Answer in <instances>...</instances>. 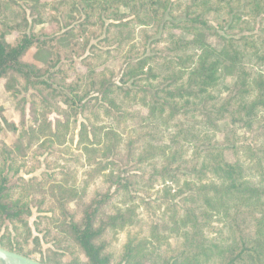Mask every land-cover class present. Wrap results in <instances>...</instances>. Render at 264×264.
<instances>
[{"label":"trees","instance_id":"obj_1","mask_svg":"<svg viewBox=\"0 0 264 264\" xmlns=\"http://www.w3.org/2000/svg\"><path fill=\"white\" fill-rule=\"evenodd\" d=\"M218 32L228 59L207 61L198 33ZM226 60L234 93L221 99ZM0 81L30 99L27 153L49 148L36 137L39 114L80 117L74 142L87 156L104 122L135 133L124 149L106 148L104 166L90 157L81 174L75 161L77 171L43 182L13 181L17 161L0 145L1 249L29 258L43 234L53 250L41 264H264V0H0ZM198 108L207 122L196 121ZM222 122L233 129L220 143ZM235 126L254 136L236 137ZM161 141L166 157L144 154ZM140 171L147 178L121 176ZM157 180L182 198L131 195ZM37 199L33 236L28 201ZM126 228L135 234L107 240Z\"/></svg>","mask_w":264,"mask_h":264},{"label":"rangeland","instance_id":"obj_2","mask_svg":"<svg viewBox=\"0 0 264 264\" xmlns=\"http://www.w3.org/2000/svg\"><path fill=\"white\" fill-rule=\"evenodd\" d=\"M198 36L201 37V39L205 43L198 53H200L201 56L202 54L207 56V61H212L214 59H228L226 57V53L224 52L223 40L225 36L223 33H198ZM135 43L139 44L138 41H136ZM138 53L139 55H141L142 51L139 50ZM32 54L33 51L30 52L28 60L31 59ZM145 54L149 55L148 50L145 51ZM112 68L114 69V76L112 78L113 83L115 85H119L118 81L123 68L120 64H117L115 66L113 65ZM224 71L227 75V79L225 89L222 90L221 99L226 96L227 92H232V94L234 93L232 87L235 81L234 77L236 75V69H234L232 62H229L228 60H226ZM126 86L130 87V83H128ZM21 99L25 100V104L23 101H21ZM29 102L30 99L28 98V94L26 93L16 94L15 97H12V94L7 93L4 89V81H0V108L3 111V118L2 120L0 119V145H5L8 151L13 154L15 161H17L18 172L13 179V181L15 182L18 178L24 180L34 179L37 182H43L49 179L47 177L51 175H59L60 173H66L68 171H77L79 167L76 162L78 161H80V164L82 166V170H79L81 174V171L84 172L88 169V163L85 162V160H89L90 157L100 161L101 166H104L106 164V161L101 159L103 158L102 155L105 154L106 148H108L110 145H113L115 147L120 146L121 149H124V146L128 142L127 139L135 137V133L133 131L116 130V123L114 121L104 122L102 123L103 127L101 128V133H99L98 142H95V146L88 148L92 152L90 156H87L83 153V146H76L74 142L77 129L80 123L82 122V119L80 117L74 118V116H72L71 114L69 117H60L55 114H43L41 116V114H39L37 118V128L39 129V133L38 135H36V137L38 138L39 136L41 142L44 140L50 141V144L46 145L49 148L45 149L44 151L43 149H32L30 150V152L27 153L26 151L28 145V138L31 137L30 130L31 124H33V121L31 120V111H29ZM21 111L23 113L22 115ZM198 112L199 115L195 118L196 121L207 122L208 118L206 117V111L203 108H198ZM58 122L63 123L66 127V130L63 127H59L61 126V123ZM47 123H51L52 129H49ZM55 126H57V128H55ZM219 129L220 130L216 135L217 141L220 143L226 140L230 141V133L233 127L227 122H222L219 124ZM234 130L236 133V137H244L248 140V138L250 139L254 136V133L245 132L244 130L239 129L237 126L234 127ZM27 133L29 134V136H27ZM112 135L115 136L113 137ZM161 143H163V145L160 147L159 150L155 152H150L149 149L145 151L144 148V154L148 155L151 153H155L161 158L166 157L167 149H164V147L167 145L168 142L161 141ZM188 148H192V146H188L187 149ZM106 157H110L108 161H113V158H111L112 155L106 154ZM226 157L228 160H231L228 154H226ZM75 158L76 160H73ZM155 163L162 162L157 160ZM97 167L98 166H94V169ZM121 169H124V167L121 166ZM151 170L152 169H150L149 166H146V168L144 167V171L146 172H150ZM141 173V171L139 173L129 172L127 175L126 173H122L121 176L127 177L129 175H142ZM102 174H113L114 176H116L117 172L113 170V168H108ZM143 176L144 179L147 178L145 177V175H142V177ZM158 181L159 180H157L150 187H148L146 184L144 186H140L138 192H132L131 195L139 196L146 201L149 199H155L157 202H160L161 200H171L177 203L182 198V195H179V190L174 184H164L163 182ZM111 191H113V189ZM40 197H42V195H40ZM45 202L46 204H48V200H46ZM28 203L31 216L27 218V226L32 231L33 236H37L36 232L34 231L35 223L39 222L38 217L43 216V214L39 215L37 213L36 205L40 204V200L37 199L32 202L31 200H29ZM32 203H35V205H32ZM46 216L49 217V215ZM5 227L10 228V225L8 223H4L2 225L1 235ZM134 234L135 232H132L131 228H126L110 236L107 240L112 239L109 241L113 242L114 244L121 243L124 238ZM19 235L21 242L22 238L24 237V234L21 233ZM148 235L149 241H157L155 240V238H152L150 236L151 234ZM42 236L43 234L39 235L40 241L42 243L40 250L31 254V256L29 257V259L37 262H39L42 258L45 259L49 255L48 251L53 250L52 244H47L45 240H42ZM27 246L28 251H31L34 248V244L31 243V238L27 241ZM65 259H67V257ZM113 264L125 263H120L118 262V260H114Z\"/></svg>","mask_w":264,"mask_h":264},{"label":"water","instance_id":"obj_3","mask_svg":"<svg viewBox=\"0 0 264 264\" xmlns=\"http://www.w3.org/2000/svg\"><path fill=\"white\" fill-rule=\"evenodd\" d=\"M0 263L1 264H41L37 261L31 260L29 258L20 256L13 252L0 248Z\"/></svg>","mask_w":264,"mask_h":264},{"label":"bare ground","instance_id":"obj_4","mask_svg":"<svg viewBox=\"0 0 264 264\" xmlns=\"http://www.w3.org/2000/svg\"><path fill=\"white\" fill-rule=\"evenodd\" d=\"M1 264V263H0Z\"/></svg>","mask_w":264,"mask_h":264}]
</instances>
